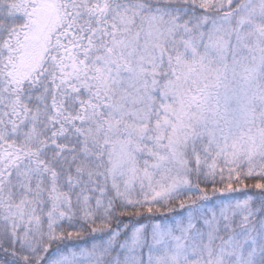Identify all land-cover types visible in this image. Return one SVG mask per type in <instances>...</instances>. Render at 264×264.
<instances>
[{"label": "snow or ice", "instance_id": "1", "mask_svg": "<svg viewBox=\"0 0 264 264\" xmlns=\"http://www.w3.org/2000/svg\"><path fill=\"white\" fill-rule=\"evenodd\" d=\"M0 264H264V0H0Z\"/></svg>", "mask_w": 264, "mask_h": 264}]
</instances>
